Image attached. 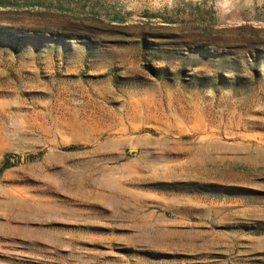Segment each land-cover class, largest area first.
<instances>
[{
	"label": "rangeland",
	"instance_id": "1",
	"mask_svg": "<svg viewBox=\"0 0 264 264\" xmlns=\"http://www.w3.org/2000/svg\"><path fill=\"white\" fill-rule=\"evenodd\" d=\"M0 264H264V0H0Z\"/></svg>",
	"mask_w": 264,
	"mask_h": 264
},
{
	"label": "clouds",
	"instance_id": "2",
	"mask_svg": "<svg viewBox=\"0 0 264 264\" xmlns=\"http://www.w3.org/2000/svg\"><path fill=\"white\" fill-rule=\"evenodd\" d=\"M153 4L159 9L160 7L167 6L169 8L174 6L175 0H152Z\"/></svg>",
	"mask_w": 264,
	"mask_h": 264
}]
</instances>
